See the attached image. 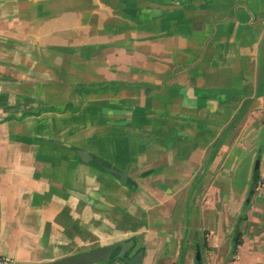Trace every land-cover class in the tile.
<instances>
[{"label": "crops", "instance_id": "0c3cea01", "mask_svg": "<svg viewBox=\"0 0 264 264\" xmlns=\"http://www.w3.org/2000/svg\"><path fill=\"white\" fill-rule=\"evenodd\" d=\"M131 238L264 264V0H0V257Z\"/></svg>", "mask_w": 264, "mask_h": 264}, {"label": "water", "instance_id": "95a60500", "mask_svg": "<svg viewBox=\"0 0 264 264\" xmlns=\"http://www.w3.org/2000/svg\"><path fill=\"white\" fill-rule=\"evenodd\" d=\"M76 151L83 162L89 163L94 160V157L87 150L77 149ZM101 167L104 171L117 177L121 183H127V169L119 171L108 164H103ZM137 247L136 238L118 240L79 254L67 255L43 264H94L97 262H104L105 264H143L145 251L143 248ZM113 257L115 259L112 261ZM197 257H200L199 251Z\"/></svg>", "mask_w": 264, "mask_h": 264}, {"label": "rangeland", "instance_id": "374dc122", "mask_svg": "<svg viewBox=\"0 0 264 264\" xmlns=\"http://www.w3.org/2000/svg\"><path fill=\"white\" fill-rule=\"evenodd\" d=\"M258 186V189L256 188V193L257 194H261L262 193V187H261V184H258L257 185ZM255 194V193H254ZM254 194H252V195H249V194H245V196H244V201H247V199L250 197V201L252 200V198H253V196H254ZM236 223V225L238 226V220H237V222H235ZM236 225H233V226H230L229 228H226V233L228 234L227 235V239H229L230 241L232 240V238H233V233H234V231L236 230ZM241 230V229H240ZM238 236H240V233L238 234ZM97 245H101V243L100 242H98L97 244H96V246ZM138 246H140L139 244H138ZM138 248V247H137ZM80 252H82V251H79V252H77V253H80ZM198 253V252H197ZM197 253H190L191 254V258H190V261L192 262V264H196V256H197ZM199 254H200V260H202V263L203 264H229L228 262H229V260L232 258V257H229V258H227V252H225V253H220V259L217 261V260H215V256H214V258L212 257V253H210V255H209V253H206L205 255L203 254V252H200L199 251ZM208 254V255H207ZM219 256V255H218ZM151 258V254L149 253V255H148V258H147V260H149ZM94 264H96V263H94ZM187 264H190V262H188Z\"/></svg>", "mask_w": 264, "mask_h": 264}, {"label": "trees", "instance_id": "16d2710c", "mask_svg": "<svg viewBox=\"0 0 264 264\" xmlns=\"http://www.w3.org/2000/svg\"><path fill=\"white\" fill-rule=\"evenodd\" d=\"M101 163H102L101 165L106 164V162H104V161H102V160H101ZM258 178H259V171H256V173H255V181L258 180ZM237 244H238V241L236 240V241H235V244L233 245V249L231 250V253H234V252H235ZM141 248H142V247H141ZM114 259H115V258L113 257L112 261H113Z\"/></svg>", "mask_w": 264, "mask_h": 264}, {"label": "built area", "instance_id": "2783aa9c", "mask_svg": "<svg viewBox=\"0 0 264 264\" xmlns=\"http://www.w3.org/2000/svg\"><path fill=\"white\" fill-rule=\"evenodd\" d=\"M11 258L10 257H0V264H10Z\"/></svg>", "mask_w": 264, "mask_h": 264}]
</instances>
